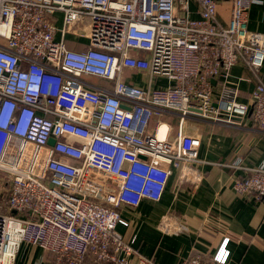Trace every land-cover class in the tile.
Wrapping results in <instances>:
<instances>
[{"label": "built area", "instance_id": "obj_1", "mask_svg": "<svg viewBox=\"0 0 264 264\" xmlns=\"http://www.w3.org/2000/svg\"><path fill=\"white\" fill-rule=\"evenodd\" d=\"M254 1L0 0V264L22 244L50 264H158L116 225L130 228L122 209L160 201L174 172L206 163L185 122L234 127L248 117L264 133V83L247 103L226 84L237 64L263 66L264 34L247 25ZM68 36L84 49H68ZM129 74L145 76L144 87ZM167 120L175 138L159 137ZM231 168L242 172L235 196L263 199L264 166ZM227 244L187 264H225Z\"/></svg>", "mask_w": 264, "mask_h": 264}, {"label": "crops", "instance_id": "obj_2", "mask_svg": "<svg viewBox=\"0 0 264 264\" xmlns=\"http://www.w3.org/2000/svg\"><path fill=\"white\" fill-rule=\"evenodd\" d=\"M229 2L218 3L216 17L225 26L230 19ZM190 16L197 18V6L190 5ZM248 30L264 34V0H255L248 12ZM67 48L84 49L82 42L67 37ZM145 76L129 74L125 81L144 87ZM163 82V80H161ZM159 82V81H158ZM258 82L264 83V63L257 74L242 64L235 65L226 78L228 87L238 92V101L247 103ZM238 126L186 121V134L199 136L202 165H188L190 175L174 172L160 201L142 200L133 209H122L121 218L130 228L116 225L125 239L135 235V248L158 264H187L199 258L212 260L224 239H228L225 264H264V197L258 202L234 195L232 184L242 172L231 165L264 166V133L256 132L248 117L236 119ZM167 123V122H166ZM167 126L161 125L159 137ZM169 129V127H168ZM230 165V167H229ZM180 226L181 233H174ZM164 230V232L162 231ZM13 264H50V257L38 247L22 244Z\"/></svg>", "mask_w": 264, "mask_h": 264}, {"label": "rangeland", "instance_id": "obj_3", "mask_svg": "<svg viewBox=\"0 0 264 264\" xmlns=\"http://www.w3.org/2000/svg\"><path fill=\"white\" fill-rule=\"evenodd\" d=\"M163 123H165L164 121H162ZM167 126L169 127V134L173 135L175 134L176 130H177V121L175 120H167L166 121ZM152 126H154V121L150 122L149 128H151ZM1 195H3V188L0 187V197Z\"/></svg>", "mask_w": 264, "mask_h": 264}, {"label": "water", "instance_id": "obj_4", "mask_svg": "<svg viewBox=\"0 0 264 264\" xmlns=\"http://www.w3.org/2000/svg\"><path fill=\"white\" fill-rule=\"evenodd\" d=\"M213 84H214V81H213ZM50 143H53V141H52V140H50Z\"/></svg>", "mask_w": 264, "mask_h": 264}, {"label": "trees", "instance_id": "obj_5", "mask_svg": "<svg viewBox=\"0 0 264 264\" xmlns=\"http://www.w3.org/2000/svg\"><path fill=\"white\" fill-rule=\"evenodd\" d=\"M90 261H91L90 259H89V260H87V262H88V263H90Z\"/></svg>", "mask_w": 264, "mask_h": 264}]
</instances>
